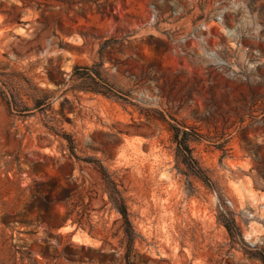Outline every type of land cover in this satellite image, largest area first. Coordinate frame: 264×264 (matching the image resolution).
<instances>
[{
	"label": "rangeland",
	"instance_id": "374dc122",
	"mask_svg": "<svg viewBox=\"0 0 264 264\" xmlns=\"http://www.w3.org/2000/svg\"><path fill=\"white\" fill-rule=\"evenodd\" d=\"M213 1L0 0V264H263L264 0L176 48Z\"/></svg>",
	"mask_w": 264,
	"mask_h": 264
},
{
	"label": "built area",
	"instance_id": "2783aa9c",
	"mask_svg": "<svg viewBox=\"0 0 264 264\" xmlns=\"http://www.w3.org/2000/svg\"><path fill=\"white\" fill-rule=\"evenodd\" d=\"M214 5L217 6L215 15L210 21H202L196 26L197 32L193 29H187L184 32L177 34L175 40V47L180 49L182 46L190 44L198 47L199 52H204L207 55H214L217 51L221 50L224 45L231 47L240 44V39L236 37V30L234 27L235 14L238 4L245 5L244 1L235 0H214ZM155 11H152L149 18L150 24L155 22ZM224 39V41H222ZM212 42V45H210ZM248 239L250 245L264 244L260 238L254 240L252 243Z\"/></svg>",
	"mask_w": 264,
	"mask_h": 264
},
{
	"label": "trees",
	"instance_id": "16d2710c",
	"mask_svg": "<svg viewBox=\"0 0 264 264\" xmlns=\"http://www.w3.org/2000/svg\"><path fill=\"white\" fill-rule=\"evenodd\" d=\"M95 77H91L90 75H88V77L96 84L99 86V82L102 81L101 79V74L99 71H96L95 72ZM94 93L96 94H102L104 95L105 93L101 90V89H94L93 90ZM0 95L2 96V98L5 100V103H6V106L7 108L10 110V111H13V112H16V113H21L22 111H25V110H28V109H25V108H21L19 107V105H17L15 103V97L13 95H10V96H7L6 93H4L3 91L0 92ZM44 98H42V100H44ZM31 100L33 102V106L32 108H38L39 107V99H35L34 97H31ZM67 142V148L70 152L71 155L74 154V148H75V143L73 141V139L71 138V136L67 135V134H62L61 135ZM189 137L187 135V133L184 131V138L182 140H180L179 142L177 141V143L179 144V146H181V144L183 145L184 149L187 150V143L189 141ZM176 141V139H175ZM189 160L187 162V164L190 165V158L187 159ZM85 162H89V161H86L84 160ZM97 168V171L103 176V180L105 182V184L107 186H111L114 184V182L109 179L107 177V173H105V169L104 167L101 165V163H98L96 166ZM116 195H114L113 193H110L109 194V200L111 201L112 205L115 207V209L120 213L123 221L125 224H129V220H128V215H127V212H126V208L123 204V200L121 198L120 195H118L117 193H115ZM259 259L261 260V262L264 264V257H259Z\"/></svg>",
	"mask_w": 264,
	"mask_h": 264
}]
</instances>
